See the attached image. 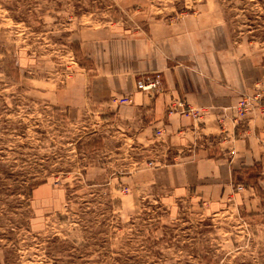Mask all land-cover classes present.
<instances>
[{"label": "rangeland", "instance_id": "rangeland-1", "mask_svg": "<svg viewBox=\"0 0 264 264\" xmlns=\"http://www.w3.org/2000/svg\"><path fill=\"white\" fill-rule=\"evenodd\" d=\"M167 80L193 148L128 90ZM195 91L255 139L214 201L171 171L230 161ZM0 264H264V0H0Z\"/></svg>", "mask_w": 264, "mask_h": 264}, {"label": "crops", "instance_id": "crops-1", "mask_svg": "<svg viewBox=\"0 0 264 264\" xmlns=\"http://www.w3.org/2000/svg\"><path fill=\"white\" fill-rule=\"evenodd\" d=\"M141 81V80H139ZM180 82L184 87V82L181 78ZM166 90L161 93H156V95L148 98L145 94L135 92L133 90V83L129 84L128 90H132V96H134L135 104L139 107L146 108L145 105L147 103L152 102V112H153V119L158 124H161L166 117V113L168 111V107L170 110V116L167 117V125L166 128L168 131L171 132L170 142L172 144L179 145L180 148L190 149L193 148L195 143L193 142L194 146H188V142L192 139L190 136V140H186L184 134L186 133L187 138L188 134L192 135V131H195L193 126H191V122L189 116L187 114H183L180 108H176V105L181 101L178 97V94L173 91L174 86L172 81L167 80ZM179 87L181 86L178 83ZM185 89V88H184ZM183 91V90H182ZM181 91V92H182ZM147 94H152V92H148ZM181 95V94H180ZM192 99H197L198 101H207L204 105H197V108L205 110V114H216L217 117L211 121L210 127L212 132H215L217 129L219 133L224 134V138L226 141L228 139L232 140V147L228 154L224 153L223 156L228 155L230 157V161L225 160H215V157L209 155V148H203L204 151L198 148L197 151H189L192 152V155L188 156L186 160L182 164H176L173 168H171L173 176L177 179V181L185 182L186 179L190 182L187 186L181 187H188L191 193L198 194L202 200L207 201H214V199L219 198L227 193L228 184L231 183V169L235 170L237 167H243L244 165H252L254 162H257V158L255 153L252 152L253 150V143L255 142L254 136L250 135L249 130L240 131L238 128L231 125V128L225 127V117L227 118L228 109L226 108L229 96H222V99H218L219 102L217 105H214L215 100H212L209 93L205 92H194L190 95ZM203 104V103H202ZM172 106V107H171ZM199 106V107H198ZM142 108V109H143ZM197 108H190L195 111ZM133 108H126L125 113L128 114V117H133L135 110ZM168 114V113H167ZM129 118V119H130ZM202 119V118H201ZM161 122V123H160ZM205 126L202 127V131H204ZM260 134V132H259ZM247 135L248 137H244ZM242 137L245 139L242 140ZM206 165L210 163L209 167H202L199 171H194V166L196 164ZM193 165V166H192ZM232 166V167H230ZM220 179L216 184L213 182L212 179ZM195 180L201 183L199 180H205L207 183L199 186V184H194ZM179 183V184H180ZM193 189V192H192ZM202 196V197H201Z\"/></svg>", "mask_w": 264, "mask_h": 264}, {"label": "built area", "instance_id": "built-area-1", "mask_svg": "<svg viewBox=\"0 0 264 264\" xmlns=\"http://www.w3.org/2000/svg\"><path fill=\"white\" fill-rule=\"evenodd\" d=\"M138 86L142 88L143 91L150 92L156 87V82L155 81H149V82H143V81H138ZM128 103H132V99H128ZM181 107L182 105L179 104Z\"/></svg>", "mask_w": 264, "mask_h": 264}]
</instances>
